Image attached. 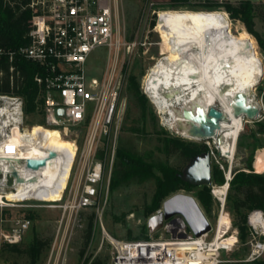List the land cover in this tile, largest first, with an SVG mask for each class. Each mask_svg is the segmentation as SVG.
<instances>
[{
  "label": "built area",
  "instance_id": "obj_1",
  "mask_svg": "<svg viewBox=\"0 0 264 264\" xmlns=\"http://www.w3.org/2000/svg\"><path fill=\"white\" fill-rule=\"evenodd\" d=\"M212 1L236 4L241 0ZM28 7L32 16L27 44L17 49L0 47V84L6 79L11 90V94H0V118L5 110L9 114L8 124L0 120V146H4L2 153L7 156L17 154L20 147L6 141L11 127L17 124L25 132L33 126L26 124L29 115L24 112L25 98L18 93L25 85L19 67L24 60L35 67L32 84L36 96L34 111L30 114L41 117L44 122L41 127L57 130L74 146L72 153L60 154L69 163L61 199L67 197L65 209L78 212L93 207L101 196L104 182H110L125 106L120 101L125 77L120 51H128L136 43H127L120 34L117 0H32ZM98 48L106 49L108 61L99 79L87 80V62ZM253 171L256 173L254 168ZM232 178L229 167L221 185L209 186L217 207L214 228L208 221L210 230L195 237L185 219L175 215L163 220L155 240L112 242V264H251L263 259L264 212L259 209L250 211L246 217L250 235L248 256L236 261L224 258L240 245L238 231L233 228L227 209ZM14 184L15 177L8 174L6 190L14 191ZM4 204L0 202V207ZM161 212L162 209L157 214ZM223 215L229 217V225L215 241ZM30 223L29 219L11 221L8 232L0 233L4 244H19ZM231 237L235 241L225 243Z\"/></svg>",
  "mask_w": 264,
  "mask_h": 264
},
{
  "label": "rangeland",
  "instance_id": "obj_2",
  "mask_svg": "<svg viewBox=\"0 0 264 264\" xmlns=\"http://www.w3.org/2000/svg\"><path fill=\"white\" fill-rule=\"evenodd\" d=\"M117 22L120 34L127 43L135 42L130 50H121L120 59L123 60L124 81L122 82L120 101L124 102V111L120 127L119 143L132 146L138 153L150 156L152 163L163 164L177 171L176 176L182 180L186 170L194 161L202 155H197L186 161L178 150L164 148V139L176 138L186 144L205 145L211 161V170L219 171L224 182V173L229 167L231 171L236 169L249 172L248 166L253 171L255 168V155L259 150H264V135L258 134V123L264 120V105L262 102V90L264 89V53L261 51L257 40L253 43L245 34L243 24L238 20L227 17L231 23V31L241 36L247 46L248 59L259 69L260 75L254 88L255 101L261 108L254 119H245L243 130L237 140L234 161H228L222 157L217 148L214 131L206 129L198 133L202 139H190L180 136L177 131L167 126L168 119L159 112L156 105L148 98L143 89V79L153 67L158 58L179 51L177 40V14L181 10L167 8V0H117ZM254 5V30L258 34L261 44L264 46V0H244ZM203 11V10H190ZM224 12L223 10H215ZM159 13L158 17L157 14ZM158 20V23H157ZM153 23V24H152ZM108 61L106 49L98 48L87 62L86 78L101 77ZM133 75L139 85V91L146 98L150 115L153 117L152 125L146 123L139 125V111L134 100L128 92L129 76ZM29 115L28 125H44L43 119L34 114ZM165 121V122H164ZM165 124V125H164ZM139 126L141 132H132L130 128ZM209 135V139H205ZM224 172V173H223ZM113 174V173H112ZM113 176V175H112ZM111 176V178H112ZM111 181V179H110ZM213 185H221L216 179ZM198 188L192 190L176 191L169 193V197L175 194L193 195ZM187 191H190L188 194ZM155 192L154 178L144 180L132 179L118 183L114 186L104 182V188L97 203L90 208L72 212L65 209L68 204L67 197L55 203H43L39 201L5 202L0 207V233H7L11 221L17 219H29V229L25 232L19 247L24 249L37 237L50 242L36 264H112L113 245L115 241L155 240L160 234L162 225L154 229L151 220L157 211L162 209V204L152 215H147ZM229 194V193H228ZM211 196V195H210ZM212 198V197H211ZM165 199V200H166ZM208 221L214 228L217 216V207L213 202ZM93 216L92 236L85 245V234L89 217ZM249 231L244 241H240L238 249L228 256L231 261L244 260L249 252ZM4 245L0 237V248ZM84 250V253H80ZM258 261L264 262V258ZM26 256L4 252L0 253V264H28ZM233 264V263H232Z\"/></svg>",
  "mask_w": 264,
  "mask_h": 264
},
{
  "label": "bare ground",
  "instance_id": "obj_3",
  "mask_svg": "<svg viewBox=\"0 0 264 264\" xmlns=\"http://www.w3.org/2000/svg\"><path fill=\"white\" fill-rule=\"evenodd\" d=\"M176 19L179 51L156 60L142 81L143 89L168 118L167 126L180 136L199 140L198 133L214 131L220 155L232 164L245 119L256 118L261 110L254 95L260 71L248 59L244 39L231 31L225 12L181 10ZM212 109L221 116H211ZM3 114L0 120L8 124V110ZM11 129L6 141L20 151L7 156L0 146V202L34 200L56 205L69 172V163L60 154L72 153L73 144L57 130L40 125L25 132L17 124ZM254 170L264 174V150L256 153ZM8 174L15 177L14 191L6 190ZM228 225L229 217L221 216L215 241ZM234 241L231 237L225 243Z\"/></svg>",
  "mask_w": 264,
  "mask_h": 264
},
{
  "label": "trees",
  "instance_id": "obj_4",
  "mask_svg": "<svg viewBox=\"0 0 264 264\" xmlns=\"http://www.w3.org/2000/svg\"><path fill=\"white\" fill-rule=\"evenodd\" d=\"M32 0H0V47L7 49H17L27 44L26 34L29 31V22L31 20V10L29 5ZM171 9L186 10H203L215 11L223 10L230 19L240 21L245 30L246 36L255 43L252 35L260 45L261 51L264 53V46L261 44L258 34L254 30V5L250 1L241 0L236 4L229 2L219 4L212 0L205 3L199 0H169L166 5ZM158 23V20H157ZM153 24V23H152ZM19 67L25 79V85L18 92L25 98V114L34 111V98L36 96L35 89L32 84V77L35 72L33 64L21 60ZM128 92L130 97L139 111V125L148 123L152 125L153 117L147 106L146 98L139 91V85L135 77L131 74L128 80ZM0 94H11L9 84L3 79L0 84ZM262 102L264 105V89L262 90ZM264 120V119H263ZM132 132H141L142 128L133 126L130 128ZM257 133L264 135V121L258 123ZM164 148L178 150L184 160L208 153L205 145L186 144L183 141L171 138L164 139ZM150 156L145 158L143 153H138L132 146L118 143L115 163L113 168V176L110 185L114 186L118 183L126 182L132 179L144 180L149 177L155 180V192L152 201L147 210V215H152L168 197L169 193L178 190H192L198 188L192 197L197 202L203 214L208 218L212 211V198L210 196L209 187H192L182 180L176 174L177 171L168 168L163 164L152 163ZM249 172L240 169L232 171L233 178L230 181L229 194L227 197V209L230 212L232 225L238 231L239 240L242 242L247 236L246 217L252 210H262L264 212V174L253 173L250 166ZM216 179L219 184L223 183V178L219 171L212 170V181ZM93 229V216L89 217L85 234V245L87 246ZM50 242L37 237L24 248L21 249L19 244H4L0 248V253L11 252L26 256L29 260L28 264H36L45 249H48ZM84 253V250L80 253ZM94 264H100L96 262ZM251 264H264V262L256 261Z\"/></svg>",
  "mask_w": 264,
  "mask_h": 264
},
{
  "label": "water",
  "instance_id": "obj_5",
  "mask_svg": "<svg viewBox=\"0 0 264 264\" xmlns=\"http://www.w3.org/2000/svg\"><path fill=\"white\" fill-rule=\"evenodd\" d=\"M61 113V112H60ZM210 115L219 118L221 114L212 109ZM183 182L193 187H209L212 183L211 161L208 153L202 154L194 163L187 168ZM180 215L187 222L195 237H199L210 230V224L199 208L195 199L186 194H175L166 199L162 204V212L152 218L151 224L154 229L162 225L163 220Z\"/></svg>",
  "mask_w": 264,
  "mask_h": 264
},
{
  "label": "flooded vegetation",
  "instance_id": "obj_6",
  "mask_svg": "<svg viewBox=\"0 0 264 264\" xmlns=\"http://www.w3.org/2000/svg\"><path fill=\"white\" fill-rule=\"evenodd\" d=\"M211 171H212V170H211ZM182 181H183V180H182ZM184 183H186V182H184ZM186 184L190 185L189 183H186ZM190 186H191V185H190ZM192 187H193V186H192ZM179 191H183V190H179ZM184 191L186 192V190H184ZM189 192H190V191H187L188 194H190ZM186 195H187V194H186ZM190 196H191V195H190Z\"/></svg>",
  "mask_w": 264,
  "mask_h": 264
},
{
  "label": "crops",
  "instance_id": "obj_7",
  "mask_svg": "<svg viewBox=\"0 0 264 264\" xmlns=\"http://www.w3.org/2000/svg\"><path fill=\"white\" fill-rule=\"evenodd\" d=\"M169 2V0H167V1H162V3H168Z\"/></svg>",
  "mask_w": 264,
  "mask_h": 264
},
{
  "label": "snow or ice",
  "instance_id": "obj_8",
  "mask_svg": "<svg viewBox=\"0 0 264 264\" xmlns=\"http://www.w3.org/2000/svg\"><path fill=\"white\" fill-rule=\"evenodd\" d=\"M8 150H9V151H12L13 149L9 148Z\"/></svg>",
  "mask_w": 264,
  "mask_h": 264
}]
</instances>
